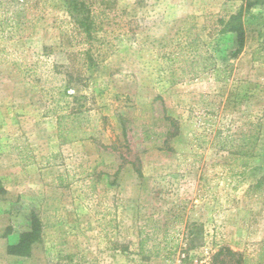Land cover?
I'll list each match as a JSON object with an SVG mask.
<instances>
[{"label":"rangeland","instance_id":"obj_1","mask_svg":"<svg viewBox=\"0 0 264 264\" xmlns=\"http://www.w3.org/2000/svg\"><path fill=\"white\" fill-rule=\"evenodd\" d=\"M25 1L0 0V264H264V0Z\"/></svg>","mask_w":264,"mask_h":264},{"label":"trees","instance_id":"obj_2","mask_svg":"<svg viewBox=\"0 0 264 264\" xmlns=\"http://www.w3.org/2000/svg\"><path fill=\"white\" fill-rule=\"evenodd\" d=\"M12 4L14 5V10H13V13H12V20H16V22L18 23L20 17H22L24 15V12H25V9L23 8V6L25 5L26 1L25 0H11ZM81 5H83L85 8H87V4L85 2V0H81ZM103 11H98L96 9L92 10V11H89V15H88V18H91V21L88 23V29L90 27H92L95 22L99 19V15L100 13H102ZM223 23L222 25L223 26V29L221 32H225V33H236L238 35V40L240 42V49H242L243 45H244V28H243V23H242V14L241 13H236V14H232L226 21H224V19L222 20ZM198 40V39H197ZM196 40H193L192 41V45L195 44ZM239 49V50H240ZM213 67V68H212ZM207 69H213V71L215 72H219L221 69H219L218 67H215V66H208V67H205ZM69 86L68 85H60L57 87V94L60 96V99H66L68 96H69ZM68 105V102L65 100V106L63 107L62 110H64ZM73 114V113H71ZM70 115V114H69ZM69 115L67 114H64V113H60V115H58V119H59V122L62 126V120L65 119L66 117H69ZM77 125L73 122L71 127L69 129H67V132L69 134H76L78 129L81 130L82 129V126L80 124V121L78 120L77 121ZM80 127V128H79ZM84 133V132H82ZM167 133L169 134L170 131H167ZM173 135V134H171ZM145 140H148V138H145ZM165 143H168L167 140L165 141ZM167 145V144H166ZM164 145V146H166ZM161 147V148H164ZM141 233H144L143 229H141ZM145 234V233H144ZM149 233H147L143 238L140 239V249H141V252L142 253H146L147 249H146V243H147V239L149 237L148 235ZM197 238L198 240H193V245L194 246H200V245H203L204 244V241H203V237H202V230H200L199 234L197 235ZM24 243V242H23ZM165 248L168 247V242H165ZM160 243H158L159 245ZM24 244H21L20 246H22ZM22 249V247H21ZM22 254H25L26 251L23 250L21 251ZM172 254V253H170ZM155 256H159V253H156ZM258 264H261V263H258Z\"/></svg>","mask_w":264,"mask_h":264}]
</instances>
